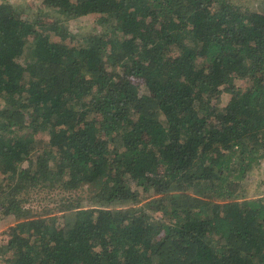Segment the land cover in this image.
Returning <instances> with one entry per match:
<instances>
[{"label":"trees","instance_id":"16d2710c","mask_svg":"<svg viewBox=\"0 0 264 264\" xmlns=\"http://www.w3.org/2000/svg\"><path fill=\"white\" fill-rule=\"evenodd\" d=\"M25 1L0 2L7 264H264V0Z\"/></svg>","mask_w":264,"mask_h":264},{"label":"rangeland","instance_id":"374dc122","mask_svg":"<svg viewBox=\"0 0 264 264\" xmlns=\"http://www.w3.org/2000/svg\"><path fill=\"white\" fill-rule=\"evenodd\" d=\"M2 0H0L1 2ZM13 3H17L19 2V0H11ZM253 1H257V3L259 4V0H253ZM28 4H34V6L39 7L40 6V2L39 1H34V0H27L25 1V3ZM93 20V19H92ZM92 21L89 20H85L83 21L84 24L87 23H91ZM127 79V78H125ZM252 174H255V178L254 181H258L259 179H263L264 180V163L261 164L260 168H257L254 170V172ZM46 197L49 199V193H47ZM2 214V209L0 207V215ZM9 220V221H6ZM14 223L13 220L10 219V217H5L4 219L0 220V264H7L8 263V258H12V251L13 247L16 246L15 242L10 241L11 239V234L9 231L10 226H12Z\"/></svg>","mask_w":264,"mask_h":264}]
</instances>
